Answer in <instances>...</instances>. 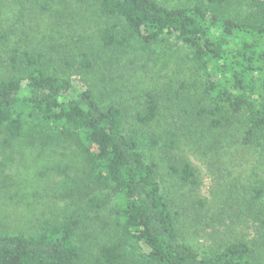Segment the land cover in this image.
<instances>
[{
	"label": "trees",
	"instance_id": "trees-1",
	"mask_svg": "<svg viewBox=\"0 0 264 264\" xmlns=\"http://www.w3.org/2000/svg\"><path fill=\"white\" fill-rule=\"evenodd\" d=\"M89 1L22 5L38 14L56 4L62 27L87 19ZM92 1L113 68L166 63L179 51L186 69L173 64L166 90L179 79L184 106L177 119L162 113L152 84L128 96L131 84L100 75L98 58L71 32L67 43L1 45L2 141L73 145L82 183L115 200L72 204L32 233L0 230V264H264V0ZM240 152L251 156L252 177L239 189L231 175ZM195 154L213 200L193 201L203 184Z\"/></svg>",
	"mask_w": 264,
	"mask_h": 264
},
{
	"label": "rangeland",
	"instance_id": "rangeland-1",
	"mask_svg": "<svg viewBox=\"0 0 264 264\" xmlns=\"http://www.w3.org/2000/svg\"><path fill=\"white\" fill-rule=\"evenodd\" d=\"M164 1L167 5H175L194 0ZM89 2L87 8H83L84 11H82L88 17L87 19H72L70 23L62 26L65 29H61L60 21L63 17L56 19L51 12L56 4L52 7L49 6L45 12L40 10L42 13L34 14L35 10H32V6H29L28 3H26V7L22 5L23 0H0V35L9 34L8 41L7 38L6 40L0 39V47L11 42L12 44L15 42L33 43L35 46H41L46 42H53V40L67 43L66 36L68 32H71L73 40L79 39L80 47L82 46L84 50L98 58L96 60L101 63V68H103L98 67L100 75L111 71L118 82L130 83L132 86V92L128 93L130 97L137 96L144 89H149L147 86L151 84L156 85L163 98L162 113H168L171 119H177L178 113L184 106L182 96L183 93L185 94V90L180 88L178 82H181L178 79L174 80L173 88L167 91L168 82L166 80L172 77L171 70L177 61L182 62L183 70L186 69L185 61L178 60L179 56L175 59L179 51L167 57L166 63L160 62V64L154 65L145 62L146 66L139 65V69L136 68L139 63L132 67L129 66L130 68L127 69L113 68L100 47L99 22L93 14V1ZM75 21L77 22L74 24ZM73 26L74 31L72 32L70 30ZM22 32L25 35H21ZM183 54L185 53L183 52ZM183 54L179 55L184 56ZM6 70L3 66L0 67V75ZM108 76L112 77V74L108 73ZM2 139L3 136H0L1 231L32 233L44 220H60L63 215H68L75 208L72 204H85L88 198L95 196L104 199L106 204H113L115 198L110 189L87 187L82 183L80 179L83 175L82 159L72 148L73 145L71 148L56 150V148L40 147L41 144H35V142L31 144L19 141L9 144L8 141L3 142ZM190 157L193 164L201 171L203 181L200 189H195L191 193L194 203L205 196L212 199V182L205 162L200 160L196 154L190 155ZM233 161L237 167L234 168L231 176L236 178L235 181L239 186L248 181L250 176L252 177V173L249 174L251 156L240 152L234 156ZM238 188L240 189L241 186ZM208 204L215 205L216 203ZM102 215L108 219L106 213H102ZM208 224L212 226V222H208Z\"/></svg>",
	"mask_w": 264,
	"mask_h": 264
}]
</instances>
